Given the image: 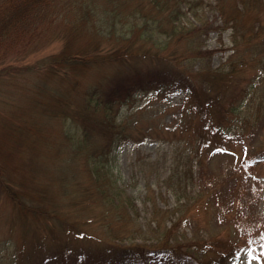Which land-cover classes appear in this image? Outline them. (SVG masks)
Wrapping results in <instances>:
<instances>
[{
	"label": "trees",
	"instance_id": "1",
	"mask_svg": "<svg viewBox=\"0 0 264 264\" xmlns=\"http://www.w3.org/2000/svg\"><path fill=\"white\" fill-rule=\"evenodd\" d=\"M206 1L0 0L1 63L21 60L20 53L43 45L49 32L61 41L55 53L33 65L0 67V75L17 66L32 73L24 105L10 104L0 119L9 136L0 140V226H7L0 236V264H224L230 259L233 250L227 249L206 259V253L187 257L169 242L171 227L158 229L156 220L155 227L149 222L144 229L129 210L131 199L106 195L115 184L109 165L114 147L154 137L142 112L119 118L134 95L181 91L189 101V119L202 115L209 127L200 129L193 144L176 146L178 154L159 186L177 198L187 190L182 181L200 163L202 151L225 147L264 116V0H212L222 21L218 28H229L231 43L217 66L209 62L213 49L199 41L209 25L183 22L190 8ZM187 60L201 66L186 68ZM240 71L249 77L236 94L232 86ZM47 158L48 169L36 166L35 160ZM82 169L87 182L78 179ZM98 204L102 210L91 214ZM146 233L154 241H133L147 239Z\"/></svg>",
	"mask_w": 264,
	"mask_h": 264
},
{
	"label": "rangeland",
	"instance_id": "2",
	"mask_svg": "<svg viewBox=\"0 0 264 264\" xmlns=\"http://www.w3.org/2000/svg\"><path fill=\"white\" fill-rule=\"evenodd\" d=\"M190 9L192 11L186 12L183 22L187 27L198 26L202 22L209 25L199 41L202 48L213 49L209 62L217 66L230 51L229 28L222 32L219 30L222 21L212 0ZM51 35L52 32L47 33L48 39L44 37L47 40L38 48L26 54L21 52L20 58L24 57L21 60L7 58L0 62V67L16 65L15 62L33 65L37 59L55 53L61 41ZM189 61L184 62L186 68L190 64L193 69L201 66L199 60ZM240 73L232 86L236 94H240V88L245 85L242 80L249 77L247 71ZM30 74L17 66L0 75V119L10 112H7L10 104H17L16 107L24 105V99L29 95ZM135 111L143 113L142 123L151 127L154 137L129 139L114 147L109 155V165L115 184L106 195L111 193L113 198L124 202L131 199L134 206L131 205L129 210L144 229L149 222L155 227L156 220L158 229L171 227L169 242L186 250L187 257L201 258L206 253V259L218 250L227 249L233 253L224 264H264V116L240 138L223 144L225 147L202 151L200 163L195 164L189 176L182 181L187 190L177 198L170 189L159 186L160 182H165L172 160L178 154L176 146L184 142L193 144L200 129L208 132L209 127L206 128L202 115L189 119V101L183 99L181 91L136 94L121 107L119 118ZM61 127V122L55 123L57 134ZM4 139H9L8 131L0 123L1 142ZM12 144L13 141L9 145ZM34 162L36 166L48 169L51 160ZM52 163L56 165L53 160ZM48 171L45 173L50 174ZM87 178V172L80 170L78 179L87 182ZM92 209L91 214L102 210L99 204ZM91 227L92 224H88L83 229L88 231ZM0 228L4 230L0 234L3 237L7 226ZM145 238L136 237L133 241H154L153 236L147 233Z\"/></svg>",
	"mask_w": 264,
	"mask_h": 264
}]
</instances>
